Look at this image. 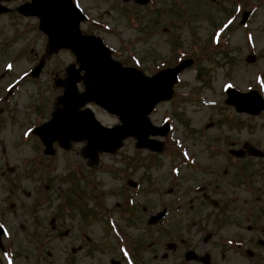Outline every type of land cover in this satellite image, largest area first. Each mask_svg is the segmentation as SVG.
Instances as JSON below:
<instances>
[{"label":"rangeland","instance_id":"rangeland-1","mask_svg":"<svg viewBox=\"0 0 264 264\" xmlns=\"http://www.w3.org/2000/svg\"><path fill=\"white\" fill-rule=\"evenodd\" d=\"M76 1L87 15L81 24L83 31L102 37L120 61L128 60L148 74L188 56H197V61L180 75L174 96L152 112L155 124H172L163 152L136 147V140L127 138L116 153H103L98 165L89 168L80 155L82 143L69 151L58 148L57 155L43 161L41 169L53 175L47 181V201L41 194L43 189L37 193V175L10 176L15 185L10 186L7 197L0 198V223L7 222L3 224L8 231L4 241L13 234L16 254L21 257L33 254L41 242L43 264H65L67 254L76 246L83 247L79 255L90 252L91 258L84 260L87 264H119L129 248L140 251L138 242L143 239L141 252L152 261V255L167 249L164 244L147 249L156 236L152 230L162 232L184 220L187 224L198 220L210 224L223 244L215 248L209 239L201 246L190 244L197 247L198 254L206 251L211 255L210 264H251L245 247L256 243L258 250L264 249V231H260L264 226V158L231 157L228 149L248 140L264 150V112L257 117L238 113L224 98L228 86L242 91L258 88L264 95V0H188L183 15L175 0H151L146 6L122 0ZM246 8L254 9L253 14L249 24L239 28L241 11ZM236 11L240 13L227 30L225 21ZM36 20L21 18L24 56L15 63L24 64L25 74L36 64L46 42L34 28ZM250 54L257 55L255 61L247 60ZM73 61L70 51H61L47 61L36 83L26 80L23 91L27 89L30 128L53 109L60 93L54 80L64 76L66 65ZM91 107L104 124L119 122L116 115L95 104ZM25 137L15 150L10 148L7 163L22 166L26 156L33 154L36 160L44 154L37 136L31 132ZM128 180L137 185L131 186ZM204 183L206 190L200 195L196 189ZM35 189L40 199L36 203L38 233L20 230L23 216L36 198ZM227 200L230 204L225 207ZM61 202L73 207L72 214L64 213L67 210ZM163 208L168 215L155 226L149 225L150 215ZM250 209L254 212L249 213ZM195 210L202 212L196 214ZM221 217L227 219L218 222ZM222 236L228 240L243 236L241 251L235 250L237 242L224 241ZM251 236L255 238L249 243ZM256 238H262V244L255 242ZM47 240L51 241L46 245ZM170 240L171 236L164 237V242ZM5 261L0 251V264Z\"/></svg>","mask_w":264,"mask_h":264},{"label":"water","instance_id":"water-1","mask_svg":"<svg viewBox=\"0 0 264 264\" xmlns=\"http://www.w3.org/2000/svg\"><path fill=\"white\" fill-rule=\"evenodd\" d=\"M137 2L147 3L148 0ZM41 8H36L35 3H29V6H21L20 10L26 14L40 12V27L46 31L49 39L48 55L66 47L76 54L80 62L78 68L71 64L66 78L59 80L64 85V95L58 98V104L64 106H58L53 118L36 128L46 144L45 151L54 153L52 144L57 139L65 148H69L71 140H86L83 154L90 160L91 166L98 163L99 153L114 154L123 145L124 139L130 136L137 139L138 147L161 151L164 148L163 142L151 135H166L169 123L162 127L155 126L149 114L160 100H167L173 95L172 88L177 82L178 74L192 63V59L148 76L134 66L125 67L113 59L110 48L103 44L101 37L84 35L79 24L86 16L71 0H51L49 8ZM46 56L32 70L34 76L40 74ZM81 70L85 71L83 75ZM80 80L85 85L82 92L77 87ZM91 101L101 105L109 113L117 114L120 123L113 127L100 123L90 107L82 109ZM227 103L235 105L239 112L257 114L264 109V99L257 90L241 93L235 88L228 89ZM245 148L247 150L231 149L230 152L240 157L247 153L264 156L263 151L251 146L249 142L245 144ZM163 214L161 212L154 220H158ZM3 232L0 227V236Z\"/></svg>","mask_w":264,"mask_h":264},{"label":"flooded vegetation","instance_id":"flooded-vegetation-1","mask_svg":"<svg viewBox=\"0 0 264 264\" xmlns=\"http://www.w3.org/2000/svg\"><path fill=\"white\" fill-rule=\"evenodd\" d=\"M27 1L29 0L20 2L19 0H0V74L4 75L0 77V198L7 197L10 186L14 187L15 185L9 180L10 176L19 175L18 178L35 177L33 154L26 156L22 166L14 165V167L12 165L14 167L13 171L7 169V164H9L7 163L8 156L12 154L10 148L15 150L19 142H23V139L26 138L25 136H31L27 89L23 91L26 85V77L22 78V76L15 74L25 72V68L23 67L24 64H20L21 62L19 61L17 62L19 64L15 62L20 57L24 56L23 48L20 47L23 45L21 18H29L24 17L20 13L19 5ZM7 56L8 59H6ZM17 79H19L18 82L16 81ZM9 89L10 91H8ZM35 114L38 113L35 112ZM8 150H10L11 153L8 152ZM82 159L85 160L84 158ZM34 187L36 188V186ZM33 196L36 198L31 202L32 208L26 210L23 216L24 222L20 223L22 228L20 230L30 229L32 232L36 230V233H38L40 229H36L37 225H39L37 218L38 208L36 207V189L33 190ZM29 199L33 198L30 197ZM3 212L5 215L6 211ZM28 215H30L29 220L32 221L31 223L27 219ZM185 222L186 220L181 222L182 224L179 226L163 229L162 232L155 230L151 231L156 236L151 243L146 245L147 249H154L155 246H162V244L167 247L161 255L157 253L152 255V261L150 258L143 256V252H141L143 249V239H141L140 242H138L140 251L129 248L127 251L129 252V250H131V252H129L127 257L122 258L119 264H199L200 262L203 264H210L211 255L206 251L205 253L207 255L198 254L197 247L190 246V244L201 246L209 239L213 240L215 248H217L218 245L221 247L223 244L220 242V239H217L216 236L218 234L213 230H208V224L203 225L195 223L194 225H189ZM151 232H146V234L149 235ZM166 235L171 236L173 241L164 242V237ZM29 243L33 245L31 242ZM40 245L41 244L37 245L38 249H34L33 254L29 253L26 255L34 264H43ZM11 246H16V243H12ZM187 247L188 249L186 250ZM73 248L72 253L70 255L67 254L68 257L64 259V262L67 259L71 260L72 264H81V262L85 264L83 258L79 256L82 247L79 248L76 246ZM183 250H185V258L182 257ZM36 252H38V254ZM174 256L178 259L173 260ZM19 260L20 257L12 258V263H18ZM252 260L258 261V264H264L260 262H264V249L262 251L257 250V254L252 255L251 264H256L252 262Z\"/></svg>","mask_w":264,"mask_h":264}]
</instances>
